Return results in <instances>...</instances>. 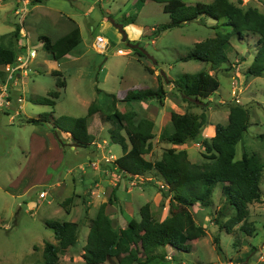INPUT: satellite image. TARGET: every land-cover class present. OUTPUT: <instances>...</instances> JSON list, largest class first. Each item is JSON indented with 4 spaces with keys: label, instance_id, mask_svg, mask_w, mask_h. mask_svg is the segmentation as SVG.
Returning a JSON list of instances; mask_svg holds the SVG:
<instances>
[{
    "label": "rangeland",
    "instance_id": "obj_1",
    "mask_svg": "<svg viewBox=\"0 0 264 264\" xmlns=\"http://www.w3.org/2000/svg\"><path fill=\"white\" fill-rule=\"evenodd\" d=\"M136 1L26 0L27 15L22 26L15 13L22 9V4L8 1L0 6V46L17 48L24 44L36 50L35 59L29 63L32 73L15 80L12 105L0 111V264H44L45 242L58 246L53 233L45 226L48 220L79 224L78 240L60 256L59 264H84L82 254L90 220L101 205L105 204V213L116 230L125 228L131 219L138 221L139 210L146 204L157 221L167 218L171 211V195L156 173L128 178L114 169L113 161L122 152L120 146L110 143L108 129L111 124L101 120L102 114L87 119L88 132L95 138L90 147L71 150L68 134L61 135L66 158L57 170L48 169L52 180L46 185H40L36 176L44 157L56 158V146L51 144V125L20 126L21 120L25 123L28 118L50 113L55 119L61 116L80 118L86 116L92 103L108 112L113 108L105 94H112L120 100L114 103L116 110L121 113L135 111L153 122L154 138L145 159L154 162L172 147L160 138L171 128L170 113L199 116L204 112L207 123L199 140L174 147L178 151L185 150L189 161L200 165L208 162L202 157L207 155L202 141L215 135L216 125L227 124L229 107L238 104L248 110L249 127L236 146L235 160L241 159L243 154H255L264 165V75L245 76L258 49V36L247 35L242 40L232 38L228 64L211 71L205 63L179 59L196 43L213 38L217 32L229 31L221 26L222 21L204 17L154 35L156 28L169 22V16L163 12L162 5L153 2H146L137 13ZM182 1L194 5L209 4L213 0ZM229 1L243 10L254 8L264 14V0ZM135 14V25H129L127 32L124 29L128 40L138 42L137 49H131L122 41L118 25L125 16ZM74 26L79 27L81 44L65 56L67 58L53 61L43 50L38 36L46 35L55 40ZM97 36L108 41L103 53L95 48ZM118 50L123 54L118 55ZM200 71L214 75L219 82L218 90L203 100L202 105L194 100L183 101L172 84H166L167 80L174 81L184 74ZM158 77L166 84L167 93L162 103L121 102L134 92L156 89ZM3 80L4 76L0 82ZM57 80H64L65 87L57 88ZM97 89L102 92L98 94ZM51 91L60 94L53 109L32 102L33 98L46 97ZM18 96L23 97V103H18ZM15 110L18 116L11 122ZM30 139L44 142L43 152L29 157L23 149L28 151ZM260 188L261 200L248 205L247 221L255 229L251 237L241 232L242 223L235 226L232 233H227L214 222L224 205L220 185H217L211 207L204 209L196 205L191 209L192 230L200 227L204 231V236L192 242L191 252L182 253L166 247L157 251L164 255V260L151 264H264V168ZM113 189L117 201L109 204ZM43 192L45 197L40 198ZM68 198H72L71 203L62 206ZM231 214L227 210L221 223ZM215 237L219 239L221 254L216 252Z\"/></svg>",
    "mask_w": 264,
    "mask_h": 264
},
{
    "label": "trees",
    "instance_id": "obj_2",
    "mask_svg": "<svg viewBox=\"0 0 264 264\" xmlns=\"http://www.w3.org/2000/svg\"><path fill=\"white\" fill-rule=\"evenodd\" d=\"M146 2L162 5L163 12L170 19L168 23L156 28L154 35L204 17L216 22L222 21L221 26L229 28L225 33L217 32L213 38L196 43L186 56L179 59L182 62L205 63L209 65L211 71L228 64L232 38L242 40L247 35L258 36V49L251 65L245 71V76L263 77L264 14L257 9L243 10L229 0H213L209 4L194 5H188L182 0H137L134 4L135 11L139 13ZM136 16L137 14L125 16L123 22L118 25L122 41L131 49H137L138 42L128 40L124 28L135 25ZM38 41L53 61H60L81 44V37L79 28L74 26L69 33L58 39L52 40L46 35H39ZM18 52L16 47L0 46V68L13 63ZM55 75L60 76L58 73ZM3 76L0 69V80ZM166 84H172L174 92L180 94L183 101L194 100V103L201 105L203 100H207L219 88L216 77L206 71L184 74L174 81L167 80ZM166 84L158 77L156 89L134 92L121 102L162 103L167 93ZM56 86L65 87V81L57 80ZM101 92L97 89L98 94ZM59 95L58 91H51L46 97L33 98L32 102L53 109ZM105 98L111 100L110 107L113 110L103 111L100 105L92 103L84 117L61 116L55 119L50 113L28 118L24 122L30 125L50 124L56 140L62 147L64 142L58 133L69 134L73 147L88 148L94 143L95 138L88 132L87 119L98 113L102 114L101 120L111 124V128L108 129L110 143L120 146L122 152L120 157L113 161L114 168L128 178L141 177L148 172L156 173L171 195V211L167 218L157 221L150 206L146 204L139 210L138 221L131 219L125 228L116 230L105 213V204L101 205L96 216L90 220L82 254L84 264H151L156 260H164V255L157 251L166 247L177 252L190 253L192 242L204 236L202 228L192 230L194 218L191 209L196 205L204 209L211 207L213 191L217 185H220L224 205L219 209L214 222L227 233H232L233 228L242 223L241 232L250 237L254 234L255 229L247 221L248 205L261 200L260 183L264 165L255 154H243L241 159L235 160L236 146L249 127V113L245 107L231 105L227 124L216 125L215 135L209 140L202 141V147L207 154H203L202 157L208 162L200 165L191 163L185 150L178 151L174 147L199 140L201 131L207 123L205 113L197 116L171 112V128L164 131L160 138L172 147L163 152L160 160L150 162L145 159V155L149 153L150 141L154 138L153 122L135 111L121 113L116 110L114 103L120 101L116 96L105 94ZM111 197L108 200L109 204L117 201L114 190ZM71 201L72 198L66 199L62 206ZM227 210L232 214L221 223L227 216ZM65 212L69 214L70 210L66 208ZM45 226L53 233L58 246L45 242L42 252L44 264H59L60 256L75 246L79 224L48 220ZM214 243L216 252L221 254L218 237H215Z\"/></svg>",
    "mask_w": 264,
    "mask_h": 264
},
{
    "label": "built area",
    "instance_id": "obj_3",
    "mask_svg": "<svg viewBox=\"0 0 264 264\" xmlns=\"http://www.w3.org/2000/svg\"><path fill=\"white\" fill-rule=\"evenodd\" d=\"M8 1H17L22 4V9L15 11L16 15H18V22L20 26H22L27 15L26 0H0V6L4 3H7ZM107 46L108 41L105 38H103L102 36H97L95 38V48L98 49V52L103 53ZM120 51L121 50H118V52ZM35 57L36 50L32 49L29 46H23L19 48V52L13 63L4 65L0 68L4 74V80L0 82V111L5 108H10V106L12 105V101L14 99L11 96V91L15 86V80L27 76L28 73H32L29 63L30 61L32 62ZM16 100L18 101V103H23L24 101L22 96H18ZM12 116H14V118L11 117V122H13V120H15V118L18 116L16 110ZM44 197L45 194L43 192L40 194V198Z\"/></svg>",
    "mask_w": 264,
    "mask_h": 264
},
{
    "label": "crops",
    "instance_id": "obj_4",
    "mask_svg": "<svg viewBox=\"0 0 264 264\" xmlns=\"http://www.w3.org/2000/svg\"><path fill=\"white\" fill-rule=\"evenodd\" d=\"M132 26H134V25H132ZM78 27V26H77ZM128 27V26H127ZM127 27H125L124 29H126V32H127ZM79 28V27H78ZM127 34V33H126ZM129 35V34H128ZM129 38L130 39H134V38H132L130 35H129ZM53 40V39H52ZM22 45H24V44H22ZM21 45V46H22ZM21 46H17V49L19 50V48H21ZM25 46V45H24ZM23 47V46H22ZM65 58H67V57H65ZM17 106H15V108H16ZM23 112V111H22ZM92 117V116H91ZM89 119V118H88ZM23 124H25V123H23V121L21 120L20 121V123H19V125L20 126H22ZM26 125H30V124H26ZM51 135H50V137H51V144L53 145V146H56V149H55V156H56V158H51V159H49V158H47V157H44V161H43V163H42V165H40L39 167H38V169H37V179H38V183L40 184V185H46V184H48V183H50L51 182V180H52V176L51 175H48L47 174V171H48V169H51V168H53V169H58L59 167H60V165L64 162V160H65V158H66V154H65V152H64V149H63V147H61L60 145H59V143H58V141L56 140V138H55V133L52 131V129H51V133H50ZM61 135H63V133H58V136L61 138ZM68 136H69V134H68ZM65 138V137H64ZM70 138V137H69ZM62 139V138H61ZM31 141L29 142V146H28V151L27 150H25V149H23L25 152H28V155H30L29 157H31V156H36L38 153H40V152H43V150L45 149V146H46V144L44 143V142H40V141H37V140H34V139H30ZM63 140V139H62ZM57 145H58V147H57ZM34 146H36L37 148H35L34 149ZM64 146V145H63ZM76 148L75 147H73V146H71V150H75ZM50 154V153H49ZM88 159L90 160V157L88 156ZM115 169V168H114ZM120 175H122L121 173H119ZM123 176H125V175H123ZM36 177H35V179H36ZM73 182V181H72ZM57 185H59V183H57ZM113 185H115V184H113ZM114 190V189H113ZM112 190V191H113ZM111 191V192H112ZM115 191V190H114ZM120 202V201H119ZM123 229V228H122Z\"/></svg>",
    "mask_w": 264,
    "mask_h": 264
},
{
    "label": "bare ground",
    "instance_id": "obj_5",
    "mask_svg": "<svg viewBox=\"0 0 264 264\" xmlns=\"http://www.w3.org/2000/svg\"><path fill=\"white\" fill-rule=\"evenodd\" d=\"M117 54H118V55H121V54H123V51L117 52Z\"/></svg>",
    "mask_w": 264,
    "mask_h": 264
}]
</instances>
